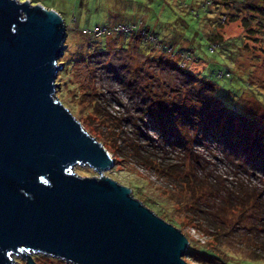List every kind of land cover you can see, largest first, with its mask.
<instances>
[{"label":"rangeland","instance_id":"rangeland-1","mask_svg":"<svg viewBox=\"0 0 264 264\" xmlns=\"http://www.w3.org/2000/svg\"><path fill=\"white\" fill-rule=\"evenodd\" d=\"M31 2L57 12L65 25L54 95L107 151L113 165L102 175L141 202L145 196L158 217L180 223L193 248L188 264H264V41L243 38L239 19L215 25L206 0ZM118 24L119 31L110 29ZM145 24L155 45L169 52L141 37ZM96 25L108 32H81ZM202 31L229 39L230 57L209 51ZM224 65L235 75L226 91L217 78ZM210 82L216 98L235 110L230 122ZM197 108L205 119L200 128L201 113L191 122ZM232 120L240 123L237 132ZM182 168L203 178L202 187L182 183ZM72 172L98 175L82 165ZM206 249L217 257L199 252ZM29 255L34 264H71Z\"/></svg>","mask_w":264,"mask_h":264},{"label":"water","instance_id":"water-1","mask_svg":"<svg viewBox=\"0 0 264 264\" xmlns=\"http://www.w3.org/2000/svg\"><path fill=\"white\" fill-rule=\"evenodd\" d=\"M65 25L29 0H0V264H188L180 230L102 175L113 161L54 95ZM82 165L98 175L72 172Z\"/></svg>","mask_w":264,"mask_h":264},{"label":"trees","instance_id":"trees-1","mask_svg":"<svg viewBox=\"0 0 264 264\" xmlns=\"http://www.w3.org/2000/svg\"><path fill=\"white\" fill-rule=\"evenodd\" d=\"M30 3H32L31 0H30ZM35 3H37V2H35ZM204 4L205 5L210 4V9L207 7L205 12H208L210 14V16H213L215 18L213 21L215 25H221V24H224L226 21L232 22V21H236L239 19L240 24L243 28V34L245 35V36H243V38H247V39L252 38V41H254L256 43H258V41H260V40L264 41V0H206V2H204ZM242 11L245 12V15L242 16L241 18H239L240 12H242ZM221 17H223V19H225V21L223 23L220 21ZM251 23H253V26H251ZM145 27L146 28H144L142 26L141 30L143 32L147 33L146 30L148 28H147L146 24H145ZM212 30H215V28L213 27ZM75 31H78V30H75ZM202 33H203V31H202ZM237 38H239V37H237ZM201 41L205 42V46L208 48L209 51L213 52L215 49H217V53L221 52L222 54H227L230 57V52H232V51L230 50L229 47H227V45L229 44V39L224 41L220 37L219 34H217L216 32L213 31V33L210 37H207L206 34L203 33L201 36ZM228 69H229V67L224 65V69H219L217 71L218 74H220V75H218V77L216 75V77L218 79L221 78L223 81L222 86H219L220 89H222L223 91H226L228 89V81H230V79L235 78L234 77L235 75H231L230 72L228 71ZM237 76H239V75H237ZM239 77H242V76H239ZM205 82L207 83L206 80H205ZM210 83H212L211 85H213L215 88L212 91L213 95H214L213 99H216L218 101L216 104H219L220 108L224 111L223 115L228 116L227 118L230 122L231 117L234 116V114H236L235 110L233 109V107L231 105H228L227 103H223V102H221V100L216 98L215 92H216L218 87L216 86V84L214 82H210ZM210 83H208V84H210ZM184 113L185 112H183L182 114L185 115ZM199 113H201L202 118L200 119L199 125H197V127L200 128V127H203L205 125V119L203 118V113L200 109L197 108L195 110V112L192 115L193 120L191 122L194 125L197 124L196 123L197 121L194 119V117H198ZM251 123L252 122H245L242 124L244 126H248ZM173 124H171V127H173ZM239 126H240V123L237 120H232L231 127L233 130H235L237 132L238 131L237 128ZM207 129H211V128H207ZM261 133L263 135L262 137H264V129H262ZM91 136L94 137L93 135H91ZM167 137L170 138V134ZM94 138L96 139V137H94ZM234 138L235 137H230L231 140H234ZM263 142H264V140H263ZM262 145H264V143L261 142L260 146H262ZM180 170H183V168ZM209 178L214 180L216 177H209ZM182 183H185V184L191 183V189H194V188L199 189L202 187V183H205V181L200 176L193 174V173H190V172L185 173L183 170ZM133 187L136 190L138 189V186H136V185L135 186L133 185ZM134 193H135V191H134ZM141 197L144 199V201H142V203L147 208L151 209L155 214L158 215L159 211L153 205L149 204V200H147L145 196H141ZM163 220H165V219H163ZM165 221L170 223L174 227L180 229L181 225L176 220H173L172 218H167V220H165ZM214 237H215V235H214ZM192 249L193 248L189 244L187 249L184 251L182 258L185 259V261H187L186 259H188V254L192 252ZM199 252L200 253L204 252L203 254L206 257H211V258L217 257L213 251L208 250V249H206L205 251L199 250Z\"/></svg>","mask_w":264,"mask_h":264},{"label":"built area","instance_id":"built-area-1","mask_svg":"<svg viewBox=\"0 0 264 264\" xmlns=\"http://www.w3.org/2000/svg\"><path fill=\"white\" fill-rule=\"evenodd\" d=\"M222 19H223V17H222ZM122 28H123V24H118V25L114 26L113 29L112 28H110V29L114 30V31H119ZM134 29H136V28H133L131 30H134ZM94 31H99V35H100L102 33H107L108 32V28L106 29L105 27L94 26L91 29H85V28L81 29V32L84 33V34H91V35L96 36V33ZM141 32H142V33H140L141 37H144L145 39L151 41L152 44H154V45L156 44L154 39L151 37L150 34L148 35L147 33L143 32V31H141ZM155 47H161L163 52H169L170 51L169 50L170 48L163 47V46H161L159 44L155 45ZM185 58H188V57H185Z\"/></svg>","mask_w":264,"mask_h":264},{"label":"clouds","instance_id":"clouds-1","mask_svg":"<svg viewBox=\"0 0 264 264\" xmlns=\"http://www.w3.org/2000/svg\"><path fill=\"white\" fill-rule=\"evenodd\" d=\"M96 26H98V25H96ZM116 26V25H115ZM94 27V26H93ZM114 27V26H113ZM81 29H83V28H81ZM89 35H91V34H89ZM57 62V61H56Z\"/></svg>","mask_w":264,"mask_h":264},{"label":"bare ground","instance_id":"bare-ground-1","mask_svg":"<svg viewBox=\"0 0 264 264\" xmlns=\"http://www.w3.org/2000/svg\"><path fill=\"white\" fill-rule=\"evenodd\" d=\"M138 32V31H137Z\"/></svg>","mask_w":264,"mask_h":264}]
</instances>
